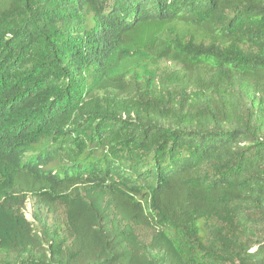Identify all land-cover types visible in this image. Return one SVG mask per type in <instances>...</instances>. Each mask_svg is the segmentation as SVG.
<instances>
[{
    "label": "trees",
    "instance_id": "1",
    "mask_svg": "<svg viewBox=\"0 0 264 264\" xmlns=\"http://www.w3.org/2000/svg\"><path fill=\"white\" fill-rule=\"evenodd\" d=\"M0 264H264V0H0Z\"/></svg>",
    "mask_w": 264,
    "mask_h": 264
},
{
    "label": "rangeland",
    "instance_id": "2",
    "mask_svg": "<svg viewBox=\"0 0 264 264\" xmlns=\"http://www.w3.org/2000/svg\"><path fill=\"white\" fill-rule=\"evenodd\" d=\"M124 59L128 61V64L125 66L122 65L124 64ZM117 63L118 72L122 73V76H125L128 72L132 80L140 86H144L149 82L152 83L154 80L158 81L168 70L166 68L167 64L164 61L152 62L151 55H139L136 52L122 51ZM24 213L29 220H32V205L30 201H27Z\"/></svg>",
    "mask_w": 264,
    "mask_h": 264
}]
</instances>
